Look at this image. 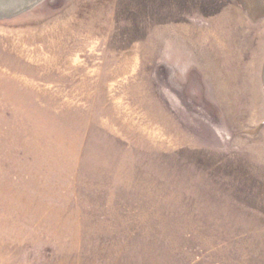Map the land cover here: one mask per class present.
I'll return each mask as SVG.
<instances>
[{
  "label": "rangeland",
  "instance_id": "374dc122",
  "mask_svg": "<svg viewBox=\"0 0 264 264\" xmlns=\"http://www.w3.org/2000/svg\"><path fill=\"white\" fill-rule=\"evenodd\" d=\"M264 0H40L0 18V264H264Z\"/></svg>",
  "mask_w": 264,
  "mask_h": 264
},
{
  "label": "bare ground",
  "instance_id": "6f19581e",
  "mask_svg": "<svg viewBox=\"0 0 264 264\" xmlns=\"http://www.w3.org/2000/svg\"><path fill=\"white\" fill-rule=\"evenodd\" d=\"M40 0H0V18H8L21 14L33 6ZM263 92H264V68H263Z\"/></svg>",
  "mask_w": 264,
  "mask_h": 264
}]
</instances>
